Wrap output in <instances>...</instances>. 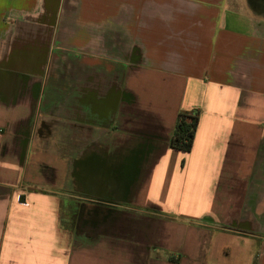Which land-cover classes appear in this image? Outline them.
Instances as JSON below:
<instances>
[{
  "label": "crops",
  "instance_id": "crops-1",
  "mask_svg": "<svg viewBox=\"0 0 264 264\" xmlns=\"http://www.w3.org/2000/svg\"><path fill=\"white\" fill-rule=\"evenodd\" d=\"M0 264H264L244 0H0Z\"/></svg>",
  "mask_w": 264,
  "mask_h": 264
},
{
  "label": "trees",
  "instance_id": "trees-1",
  "mask_svg": "<svg viewBox=\"0 0 264 264\" xmlns=\"http://www.w3.org/2000/svg\"><path fill=\"white\" fill-rule=\"evenodd\" d=\"M199 124V112H181L178 115L171 148L184 153L191 152Z\"/></svg>",
  "mask_w": 264,
  "mask_h": 264
},
{
  "label": "rangeland",
  "instance_id": "rangeland-1",
  "mask_svg": "<svg viewBox=\"0 0 264 264\" xmlns=\"http://www.w3.org/2000/svg\"><path fill=\"white\" fill-rule=\"evenodd\" d=\"M256 0H244V2H246L247 5V11L255 18H257L258 20H260V22L262 24H264V9H261V7H258V5L255 3ZM254 8H257V10H254ZM77 56V54H76ZM73 57V55H72ZM59 63H57L55 65V71H56V78H58L60 81H63L64 76L66 75V71H67V62L66 61H62L61 59L58 60ZM73 68V66H72ZM68 77V75H67Z\"/></svg>",
  "mask_w": 264,
  "mask_h": 264
},
{
  "label": "flooded vegetation",
  "instance_id": "flooded-vegetation-1",
  "mask_svg": "<svg viewBox=\"0 0 264 264\" xmlns=\"http://www.w3.org/2000/svg\"><path fill=\"white\" fill-rule=\"evenodd\" d=\"M255 3L258 5V7L264 9V0H256Z\"/></svg>",
  "mask_w": 264,
  "mask_h": 264
}]
</instances>
